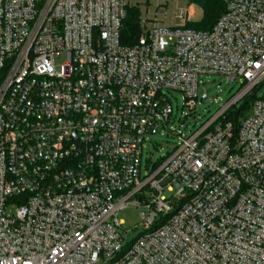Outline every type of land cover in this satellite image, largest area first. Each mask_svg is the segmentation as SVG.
<instances>
[{
  "label": "built area",
  "instance_id": "built-area-1",
  "mask_svg": "<svg viewBox=\"0 0 264 264\" xmlns=\"http://www.w3.org/2000/svg\"><path fill=\"white\" fill-rule=\"evenodd\" d=\"M224 3L206 30L140 15L127 46L126 0H0V264H264V0ZM210 75L238 92L174 132ZM157 134L179 143L144 170Z\"/></svg>",
  "mask_w": 264,
  "mask_h": 264
},
{
  "label": "rangeland",
  "instance_id": "rangeland-1",
  "mask_svg": "<svg viewBox=\"0 0 264 264\" xmlns=\"http://www.w3.org/2000/svg\"><path fill=\"white\" fill-rule=\"evenodd\" d=\"M132 5L140 8L141 15L152 20L149 26L155 23L161 27L184 24L180 16H185L187 10L191 11L190 21H198L203 17L202 9L190 4L189 0H126ZM156 20V21H154ZM199 98L197 106L190 109L184 104V95L175 91L171 95L173 105V116L169 126L171 129L183 136H188L197 130L203 123L209 120L217 111L224 106L239 90L240 82L231 83L221 76L210 75L201 77ZM264 92V87L261 89ZM206 95V98L202 97ZM179 139L173 134L170 137L157 134L147 141L143 151V169L147 163H156L171 153ZM141 209L136 206H128L121 210L118 218L123 221L122 235L125 241L130 242L142 231Z\"/></svg>",
  "mask_w": 264,
  "mask_h": 264
},
{
  "label": "trees",
  "instance_id": "trees-1",
  "mask_svg": "<svg viewBox=\"0 0 264 264\" xmlns=\"http://www.w3.org/2000/svg\"><path fill=\"white\" fill-rule=\"evenodd\" d=\"M189 3L199 6L203 11V17L198 21L188 22L186 24L187 28L200 30L211 29L225 10L224 0H189ZM126 10V17L123 20L120 31V39L123 45L132 46L138 41L141 34V12L137 5H128ZM251 99V96H246L240 108L229 111V117H236L237 114L244 115L249 108Z\"/></svg>",
  "mask_w": 264,
  "mask_h": 264
},
{
  "label": "water",
  "instance_id": "water-1",
  "mask_svg": "<svg viewBox=\"0 0 264 264\" xmlns=\"http://www.w3.org/2000/svg\"><path fill=\"white\" fill-rule=\"evenodd\" d=\"M202 98L205 99L206 98V95H204Z\"/></svg>",
  "mask_w": 264,
  "mask_h": 264
}]
</instances>
